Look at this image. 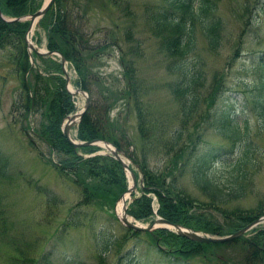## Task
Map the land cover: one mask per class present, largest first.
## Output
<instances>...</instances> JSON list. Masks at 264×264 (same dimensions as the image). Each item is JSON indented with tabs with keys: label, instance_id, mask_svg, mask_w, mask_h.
Masks as SVG:
<instances>
[{
	"label": "trees",
	"instance_id": "16d2710c",
	"mask_svg": "<svg viewBox=\"0 0 264 264\" xmlns=\"http://www.w3.org/2000/svg\"><path fill=\"white\" fill-rule=\"evenodd\" d=\"M86 1L95 0H56L37 23L44 30L46 48L58 50L63 54L69 65L75 69L73 84L81 86L89 94V103L77 124L75 138H106L130 158L131 168L137 181L140 180V186L137 182L139 193L128 205V212L134 218L144 220L156 213L169 221L205 232V224L194 227L193 223L202 220L195 218L189 210L191 206H199L198 203L201 202L208 207L217 208L226 218H231L234 227L230 231L239 228L248 221L246 219L249 214L244 208L232 203L246 195L253 180L256 161L249 142L248 118L241 113L245 104L238 100L242 105L240 113L236 110L228 113L215 111L212 115L206 112L205 100L209 95H205L206 60L196 50V25L203 31L210 47L215 48L220 42L221 21L212 16L216 10V0H160L147 8V27L157 36L158 49L164 55V71L171 75L166 87L175 107L170 111H159L155 102H150L152 100L147 98L149 83L139 74L136 59L126 57L121 46L124 38L136 52H140L139 46H133L131 42L134 40V16L129 10L128 0H96L91 9L86 5ZM41 3L42 0H0V10L6 17H17L35 10ZM113 7L118 8L119 18L112 20L111 24L100 26L104 28L105 33V37L100 39L101 29L97 31L90 27L92 14L100 13L102 16L103 11ZM245 9H249L248 4ZM124 18L130 23L124 22ZM27 24V19L5 20L0 16V79L5 82L9 75L16 79L15 108L25 117L30 112H38L40 120L33 131L51 150L63 153L50 162L59 175L67 178L70 176L69 179L78 188L80 196L70 206L66 221L68 224L80 225V220H77V216L82 217L80 212L88 215L92 209L93 215L95 211H102V203L112 208L114 200L125 190L128 181L119 161L107 153H94L100 146L88 144L75 147L63 136L61 122L65 115L74 109V98L65 88L58 57L33 54L34 65H31L24 41ZM112 45L118 47L121 52V77L124 86L119 94L118 90H113L110 94L99 90L97 82L106 80L103 74L99 76L94 73L95 65H92L94 58L107 46ZM38 59L43 64H38ZM258 64L264 66V59L259 60ZM242 81L245 85L253 87L251 104L253 110L260 114L259 124L263 127L264 74L256 83ZM211 84L213 88L215 84ZM116 98H122L128 105H132L136 117V135H132L133 130H128L127 122L114 125L109 118V111ZM203 113L205 121L214 126L218 133L238 140L239 145L237 144V152L234 155L228 157L222 151L219 156V147L217 152L209 148L194 154L199 138V118L195 120V116L197 114L201 117ZM160 143L165 155L170 154L172 164L169 169L174 168L168 173L151 170L147 163L151 149ZM216 163L224 167L225 172L219 173L220 168L215 170ZM185 172L205 195L204 199H194L184 185L178 184L179 177ZM29 182L49 199H53L51 195L55 196L46 186L39 185L32 179H29ZM254 210L259 214L264 213V193L259 200L258 209ZM3 213L4 210L0 207V235L7 236L8 221ZM112 216L115 217L113 212L108 214L109 229H105L102 223L97 227L96 263L78 255L71 259L66 257L59 263L105 264L110 249H114L118 260L127 255L131 256L130 259L140 255L144 258V255H150L152 252L151 254L166 262L167 258L187 264L210 262L205 251L214 249V242L193 240L162 226L152 231H143L146 236L139 230L121 228L119 225V230L115 232L112 229ZM87 220L91 221L92 217ZM214 233L221 232L216 229ZM141 237H147V244L139 248ZM236 239L244 242L241 244V251L247 259L245 264L264 262V227L254 226L248 230L247 236L244 234ZM149 247L153 249L150 250Z\"/></svg>",
	"mask_w": 264,
	"mask_h": 264
},
{
	"label": "rangeland",
	"instance_id": "374dc122",
	"mask_svg": "<svg viewBox=\"0 0 264 264\" xmlns=\"http://www.w3.org/2000/svg\"><path fill=\"white\" fill-rule=\"evenodd\" d=\"M54 2L50 7L53 6ZM94 2L96 3V0L86 1L89 9L94 5ZM159 2L160 0L127 1L129 10L134 16L133 23L131 22L134 40L130 41L133 46H139L140 52H136L129 41L124 38L121 46L126 53V57L136 59L139 65V74L144 76L149 83L150 89L147 98L152 100L150 102L153 103L154 101L159 111H170L175 107L166 87L171 75H167L164 71L165 60L164 55L158 49V38L148 29L146 21L147 8ZM246 4H248L249 9H245ZM215 5L216 10L212 16L214 18L218 17L221 21L220 42L215 48L210 47L203 31L199 25H196V50L206 60L205 95L209 94L205 100L206 112L212 115L215 111L216 113L222 111L228 113L236 110V112L240 113L242 105L239 101L245 104L244 111L241 113L242 116L248 118L249 142L253 147L256 161L253 168V180L248 186L249 189L246 195L232 203V205L244 208L249 214L246 219L248 221L241 225L243 226L264 214H259L254 210L258 209L259 200L264 193V126H260V114L253 110L251 104L253 87L245 85L244 81H242L246 80L249 84L252 82L256 83L264 74V66L258 64L259 60L264 59L262 57L264 56V0H216ZM114 8L103 11V17L100 13L92 14L90 27L97 31L101 29L100 39L103 36L105 37L104 28L100 26L111 24L112 20L119 18L118 8ZM122 14L124 13L122 12ZM212 16L209 15V18L212 19ZM126 18H124V22L130 23ZM108 26L111 29V26ZM30 34L31 41L38 49H47L44 30L40 25L34 26ZM110 39L108 38V40ZM31 52L32 57L33 54H40L34 51ZM41 54L44 55L43 53ZM49 56L51 58L58 57L57 54H49ZM98 56L92 61V65H95L93 70L99 76L103 74L106 80L97 82L99 90L109 94L113 90H118L119 94V91L124 86L121 77L120 50L115 45L107 46ZM37 62L40 65L42 63L39 59ZM68 67L73 79L75 69L69 64ZM8 78V80H4L5 82L0 79V207L3 208V216L8 221L9 234L7 236L0 235V264H60V260L63 262L66 257L71 259L75 255L87 258L89 262L96 263L97 255L95 250L98 248L96 230H98L99 223H102L105 229H109L108 214L113 212L115 215V217L112 216L115 220L111 219L113 231H118L119 226L121 228L129 227L118 218L120 216V212L117 211L119 196L114 200L112 208L102 203V211H95L93 215L92 209L88 215L83 211L80 212L82 217L79 218L77 216V220L79 219L81 222L80 225L67 223L69 208L80 196L78 188L69 179L70 176L67 178L59 175L53 163L50 162V160L57 159L63 153L51 150L39 138L38 134L33 131L40 120V114L38 112H30L25 117L20 115V111L15 108L17 81L11 75ZM212 82L215 84L213 88ZM70 87L72 89L76 86L71 83ZM119 96L122 97V95ZM74 98L76 100L74 108L78 110L84 102V96L77 94ZM122 100L124 99H114L112 108L109 111V118L114 125L127 122L129 125L127 127L128 130H133L132 135H136V132L134 133L136 124L135 111L132 105H128L125 100L123 103ZM260 100H262V97H260ZM197 117L199 118V138L195 146V155L209 148H211L209 150L217 152L216 149L218 147L221 149L219 156L223 152L226 156H232L237 152L238 140L218 133L214 126H210L205 121L204 113L201 117L196 114L195 120ZM72 132H74V128ZM128 149L130 150L129 147ZM127 158L131 167V160L129 157ZM147 163L151 170H158V172L162 173H168L174 169H169L172 164L170 154L165 155V150L162 148L161 143L153 146ZM214 169H219V173L225 172L224 167H220V164L217 163ZM29 179L49 188L55 195H51L53 199H49L42 192H39L29 182ZM137 182L138 186H140V180ZM178 184L184 185L191 195L194 196V199L200 201L205 198L201 190L190 180L187 172L179 177ZM138 193L139 190L136 183L135 189L126 197V212L128 214L129 202ZM200 203H198L199 206H191L189 210L193 212L195 218L202 220L198 223H193L194 227L205 224L207 226H204V228L207 231L195 230L208 235L230 234L236 230L230 231L234 227L231 218H226L217 208L208 207ZM249 210L251 211L248 212ZM155 216L156 214H153L144 220L131 217L146 225ZM90 217H92V220L88 221L87 218ZM256 226L264 227V221ZM188 227L193 228L192 226ZM153 229L135 230L143 232L152 231ZM168 229L173 231V229ZM216 229L220 230L221 233H214ZM247 232L245 233L246 236ZM142 235L146 236L144 232ZM236 237L238 238L239 236ZM236 237L214 242L216 243L213 246L214 249L205 251L210 261L208 264H245L247 259L241 251V244H244V242H239ZM138 244L139 248L146 245L147 237H141ZM149 249L152 250L153 248L149 247ZM151 253L150 255L149 253L147 254L148 257L144 255V258L140 255L130 259L131 256L127 255L118 260L114 249H110L105 264H187L180 261H172L168 258V262L161 261L156 255ZM197 262L199 261L197 260ZM201 264L205 263L201 262ZM252 264H264V262Z\"/></svg>",
	"mask_w": 264,
	"mask_h": 264
},
{
	"label": "water",
	"instance_id": "95a60500",
	"mask_svg": "<svg viewBox=\"0 0 264 264\" xmlns=\"http://www.w3.org/2000/svg\"><path fill=\"white\" fill-rule=\"evenodd\" d=\"M54 2V0H44L42 4L34 11H31L26 14V18L28 19V24L26 31L24 33V39L27 46L28 54L30 55V60L32 61V55L31 51H34L36 53H43V54H57L60 57V64H61V70L65 76V86L68 89V91L72 95H76L78 93H81L84 95V104L79 110H76L68 115H66L65 120L62 125V133L67 141L72 143L74 146H80V145H88V144H97L106 149V152L111 154L116 160L120 162L122 167L126 170L127 176L129 177V185L127 186L126 190L123 191L119 197H118V204L120 202L121 204V211L120 216L118 217L125 225L132 227L134 229H143V230H151L155 228L156 226H164L170 229H173L174 232L186 236L190 239L197 240V241H205V242H218L223 241L227 239H231L236 236L242 235L245 231L253 227L259 222L264 221V214L261 216L256 217L254 220L246 223L245 225L239 227L234 232L230 234H223V235H208L206 233H203L201 231L195 230L191 227L169 221L168 219L162 217V216H155V218L146 225L141 224L139 221L133 219L127 212H126V197L130 195V193L135 189L136 187V176L133 170L129 167V160L126 156V154L116 145L113 144L108 139L105 138H95V139H89V140H76L71 134V128L72 126H76L81 115L87 108L88 102H89V96L88 93L80 88L77 87L75 89L69 88V82H70V76L67 72V66H66V59L63 56L61 52L58 50L53 49H38L36 45L31 41L30 39V33L32 32L33 26L37 23L39 17L42 16L43 13L50 7V5ZM0 16H2L3 19L7 20L8 18L5 17L3 14L0 13ZM11 18V17H10ZM19 19L22 17H18ZM16 18V19H18ZM9 20V19H8ZM104 153V151H103ZM116 208V207H115Z\"/></svg>",
	"mask_w": 264,
	"mask_h": 264
},
{
	"label": "bare ground",
	"instance_id": "6f19581e",
	"mask_svg": "<svg viewBox=\"0 0 264 264\" xmlns=\"http://www.w3.org/2000/svg\"><path fill=\"white\" fill-rule=\"evenodd\" d=\"M0 13H1V10H0ZM18 17H22V18L19 19ZM16 18H18L17 20H26L27 19L26 18V14L25 15H21V16H17V17L8 18V19L10 20V19H16ZM79 87L82 88L81 86H79ZM82 89H84V88H82ZM75 103H76V101H75ZM117 211L118 212L121 211V204L120 203L117 205Z\"/></svg>",
	"mask_w": 264,
	"mask_h": 264
}]
</instances>
